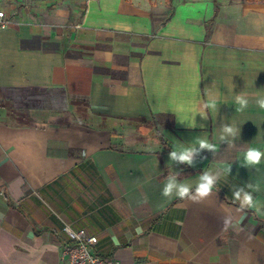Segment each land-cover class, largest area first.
Instances as JSON below:
<instances>
[{
	"label": "crops",
	"instance_id": "0c3cea01",
	"mask_svg": "<svg viewBox=\"0 0 264 264\" xmlns=\"http://www.w3.org/2000/svg\"><path fill=\"white\" fill-rule=\"evenodd\" d=\"M169 4L0 0V264H61L64 224L118 264H264V217L233 197L259 183L264 202V156L243 162L264 151V1ZM123 63V80L104 71ZM188 147L194 166L170 160ZM204 172L207 197L162 195Z\"/></svg>",
	"mask_w": 264,
	"mask_h": 264
},
{
	"label": "clouds",
	"instance_id": "9594fccd",
	"mask_svg": "<svg viewBox=\"0 0 264 264\" xmlns=\"http://www.w3.org/2000/svg\"><path fill=\"white\" fill-rule=\"evenodd\" d=\"M237 103L240 106L237 110L242 111L244 108L248 106V100L242 96L239 95L236 97ZM256 104L261 108L264 109V99L257 100ZM208 107L215 108L216 102L215 100H210L208 102ZM201 115L204 117V119H207V115L204 113H201ZM191 127H196V121H192L189 124ZM200 127H204L203 124L200 125ZM224 131L226 133H232L233 129L232 127H225ZM223 139V137H221ZM198 143L200 144L201 149L207 148L210 151H215V145L209 143L206 139H199ZM195 150L192 147L184 148L183 150H173L169 153V158L172 161H179V162H186L189 165L194 166L193 163V152ZM264 156V151L258 148H249L244 153V163L248 166H256L259 165L261 162V158ZM204 157H202L203 159ZM230 170V167H229ZM217 176L214 174H211L210 172H204L199 176V181L196 184L194 193L192 191L191 185L187 183H176L175 178L169 179L168 183L165 184L162 195L169 197V199L172 198L171 193L173 192V189L176 190V196L180 199H186L191 201H198L199 199L207 197L214 189ZM247 189H251V191L246 190V188H240L239 190L235 191L233 193L234 201H239L240 203V211L247 207V208H255V214L257 216L264 217V213H261L259 211V205L261 203H264L260 201L259 199H255L253 196V192H260V184H252L249 183L247 185ZM230 220L228 218H225L223 221L224 230H227V228L230 226ZM139 231V229H138Z\"/></svg>",
	"mask_w": 264,
	"mask_h": 264
},
{
	"label": "built area",
	"instance_id": "2783aa9c",
	"mask_svg": "<svg viewBox=\"0 0 264 264\" xmlns=\"http://www.w3.org/2000/svg\"><path fill=\"white\" fill-rule=\"evenodd\" d=\"M9 21L5 10L0 7V27ZM66 235L61 248V264H118L113 258H107L96 250L97 236L88 234L84 229L74 230L68 224L61 227Z\"/></svg>",
	"mask_w": 264,
	"mask_h": 264
},
{
	"label": "rangeland",
	"instance_id": "374dc122",
	"mask_svg": "<svg viewBox=\"0 0 264 264\" xmlns=\"http://www.w3.org/2000/svg\"><path fill=\"white\" fill-rule=\"evenodd\" d=\"M142 3V7L144 10L149 11L151 14L153 15H167L170 13V8H171V4H169V0H141ZM165 16H160V20H162ZM28 93H32L33 95H35L36 97H31L30 98V103H35L37 100H42L44 99L45 95L51 94V91H46L44 92L41 90H31ZM18 99H21V97H18ZM148 123V122H147ZM150 125V123H149ZM144 128L146 130H148L150 133H153L155 135L154 132H151V128L148 125H143Z\"/></svg>",
	"mask_w": 264,
	"mask_h": 264
},
{
	"label": "trees",
	"instance_id": "16d2710c",
	"mask_svg": "<svg viewBox=\"0 0 264 264\" xmlns=\"http://www.w3.org/2000/svg\"><path fill=\"white\" fill-rule=\"evenodd\" d=\"M247 1H264V0H247ZM169 2H171V0H169ZM214 4H215V11H216V9H217V0H214ZM119 63H121V62H119ZM112 67L108 68V69H104V71L109 72V74L113 78H119V79H122V80L125 79V77H126V63L119 64L117 69H116V66H114V65ZM194 190H195V188H193L192 191L194 192Z\"/></svg>",
	"mask_w": 264,
	"mask_h": 264
}]
</instances>
